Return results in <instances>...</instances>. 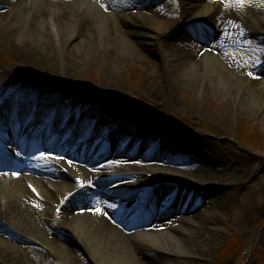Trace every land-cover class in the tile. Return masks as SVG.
Here are the masks:
<instances>
[{"label": "bare ground", "instance_id": "1", "mask_svg": "<svg viewBox=\"0 0 264 264\" xmlns=\"http://www.w3.org/2000/svg\"><path fill=\"white\" fill-rule=\"evenodd\" d=\"M7 55L10 61L0 66V94L6 96L0 135L18 137L19 123L33 117L36 126L58 105L48 126L66 121L63 138L70 126L76 127L59 152V168L31 169L20 162L17 172H0V264H202L203 257L221 248L226 234L209 209L200 211L212 199L204 198L217 188V198L226 199L234 192V180L249 177L263 161L234 154L227 139L216 140L222 130L229 131L227 124L216 129L218 136L203 135L206 139L197 144L193 133L184 139L171 134L164 142L155 137L182 130L166 123L156 109L148 112L126 98L122 85L84 89L76 99L85 113L103 105L95 133L104 131L110 119L123 121L100 159L94 150L103 144L95 133L73 157L67 148L75 137L85 136L96 116L88 127L86 114L78 123L79 112L68 119L65 100H56L60 104L48 113L55 93L19 85L9 69L17 66L39 84L60 71L62 86L72 88L78 83L74 60L81 57L105 66L110 75L112 67H127L130 59H150L151 71L156 63L161 66L163 85L149 75L144 85L151 87V100L161 114L169 103L180 104L178 93L195 86L205 97L217 98L210 104L228 121L240 122L241 113L252 107H259L264 119V0H0V57ZM205 109L190 112V129L204 119ZM16 140L24 151L26 136ZM214 159L227 166L213 169L209 163ZM109 174L120 176L111 180ZM79 179L82 184L76 183ZM165 187L180 193L169 209L160 194ZM113 201L122 208L124 221L133 222L143 212L147 233L122 223ZM61 232L72 235L74 246L61 242Z\"/></svg>", "mask_w": 264, "mask_h": 264}, {"label": "rangeland", "instance_id": "2", "mask_svg": "<svg viewBox=\"0 0 264 264\" xmlns=\"http://www.w3.org/2000/svg\"><path fill=\"white\" fill-rule=\"evenodd\" d=\"M189 33V31H186L187 37H190ZM81 58L77 62L74 60L72 71L76 77L74 80L78 83H74L72 88L62 86L64 76L60 71H53L46 80L41 79L42 84H39L40 82L33 80L30 76H28L30 80H27L26 76L23 75L25 73L17 66L9 69V72L19 85L31 88L34 92L45 89L55 93V97L49 102L48 108L52 104H55L56 100H65L74 109H77L79 106H83L76 99L78 94L83 92L82 90L89 91L97 87L102 88L103 86L104 88V85L113 87L112 84H120L122 86H119L122 88L126 98L135 99L148 112L152 113L156 109L158 115H162L163 119H166V123L182 130L181 132L176 131L175 133L164 135L162 139L166 142H169L170 136H172L171 134L176 135L180 139H184L185 137L183 136L187 137L194 134L192 136L194 139L192 143L197 144L206 139L203 137L204 140H202L201 136L203 135L218 136L216 129L223 127L224 123L227 124L226 127L229 131L225 132L222 130L216 140L227 139L226 141H229L232 145L231 150L234 154L239 153L246 156L251 155L250 157H261L263 161L261 160L262 163L257 166V170H254L249 177L240 181L234 180V192L232 195H228L226 199L217 198L220 193V190L217 188H214L205 197L207 199L210 196L212 199L203 205L204 208L201 212L209 209L213 222L219 225L225 232L226 239L221 245V248L211 251L212 255L203 257L199 262L202 264H264V119L261 117L259 107L256 110L255 107H252L244 115L241 113L240 122L236 120L228 121L230 117L227 114L220 115L218 113L219 109L217 110L215 105L210 104L211 98L215 97L207 98L203 93H200L198 88L191 86L188 90L186 89V92L177 94V99L180 102L179 105L172 106L169 103L165 112L161 114V108L151 100V87L144 85V77L146 75H149L152 81L155 79L160 85H163L162 69L159 63H156V68L151 71L149 66L152 60L145 59L139 62L138 60L130 59L127 67H112V73L110 75L107 73L105 66H94L93 63L88 64L85 57L82 60ZM10 59V55L4 56V58L0 57V66L4 67L2 64H5V61L9 62ZM82 62L85 63L83 66ZM108 75L110 76L107 78L106 76ZM106 79L109 80L110 84L107 83ZM131 89L135 91L133 96ZM190 100H194L195 103L193 101L194 110L191 108L189 111L188 104ZM96 109L86 114L91 116ZM203 109H205L204 119L196 124L193 129H190L188 126V123H190V112L199 114ZM253 110H255L254 113ZM112 120L114 118L110 119L107 125H110ZM209 164H211L213 169H223L227 166L223 162L218 164L216 159L211 160ZM235 173L236 169L228 175V178H232ZM215 182L212 181L211 183L214 184ZM145 227L147 226L141 223L139 229H142V232L146 233L143 230ZM59 239L68 247L74 246L75 239L68 233L61 232ZM186 264L194 263L186 262Z\"/></svg>", "mask_w": 264, "mask_h": 264}]
</instances>
